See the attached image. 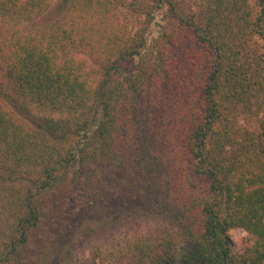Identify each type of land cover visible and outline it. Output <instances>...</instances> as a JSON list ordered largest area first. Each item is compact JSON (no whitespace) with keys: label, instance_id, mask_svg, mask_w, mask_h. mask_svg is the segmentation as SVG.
Listing matches in <instances>:
<instances>
[{"label":"trees","instance_id":"trees-1","mask_svg":"<svg viewBox=\"0 0 264 264\" xmlns=\"http://www.w3.org/2000/svg\"><path fill=\"white\" fill-rule=\"evenodd\" d=\"M53 1L0 0V264H264L262 147L241 160L218 137L231 101L264 116V0H60L40 35L12 20ZM134 200L154 226L86 253L87 222L64 247Z\"/></svg>","mask_w":264,"mask_h":264},{"label":"rangeland","instance_id":"rangeland-1","mask_svg":"<svg viewBox=\"0 0 264 264\" xmlns=\"http://www.w3.org/2000/svg\"><path fill=\"white\" fill-rule=\"evenodd\" d=\"M59 1L60 0H54L52 4L53 6L41 16L32 15L25 17L17 15L13 16L12 20L24 32L40 35L44 29L49 28L48 26L54 21L56 12L54 14L52 9H54L55 4L57 7ZM65 1L68 0H64V2ZM182 2L184 6H187L190 12L196 11L201 4V0H182ZM66 7H68V5ZM120 10L123 13L130 15L133 9H130L127 6H121ZM159 12V14H162L161 10ZM132 16V26L135 31L143 24V20H145L147 16L144 14V10L141 9H137ZM161 17L162 15L159 16L158 19ZM149 23L150 20L148 18L145 21V25L148 26ZM159 30V25L153 23L149 26L146 36L150 38L152 35H155L156 38H158ZM80 58H87V54L84 50L80 51ZM228 105L230 108L222 111V118L218 122L220 125V134L218 137H220L222 142L228 141V139L232 138L231 136H234L235 138L232 139L233 143L231 147L230 145H225L224 154L231 155L236 148L239 159L243 160L247 155L256 157L257 153L253 150L256 147L261 146V153L264 160V135L261 125L264 116L262 111H258L256 108H252V110L249 111L251 107L240 108V101L234 103L231 101ZM246 146L250 148V151L245 149ZM114 203L118 204L116 201ZM108 210L110 212L109 215L100 214L99 216V214L93 213V215L80 216V221H78L79 224L77 227H74L68 233V238L64 243V247H68V245L80 238L81 232L76 231V229L87 222L91 223L90 225L93 224L91 227L92 229L84 232L82 236H85L81 239L82 246L80 245L78 250L88 253L92 250V247H100L107 253L113 244L124 242L126 237L130 238L131 234H136V231L154 226L157 221L154 216H150L152 214L149 213V211L144 210L143 207L140 206V203L137 200H134V204L121 208L122 215L119 217H117L116 214H111L114 209L109 208ZM90 225L86 224L85 226L88 227ZM230 238L232 241V252L237 255L242 254L249 245H253L251 235L242 228L231 230ZM55 263H57V261Z\"/></svg>","mask_w":264,"mask_h":264}]
</instances>
